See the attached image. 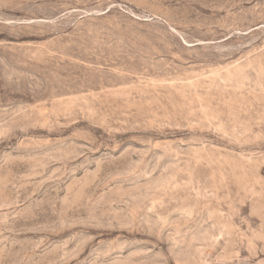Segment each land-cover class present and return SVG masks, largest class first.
Masks as SVG:
<instances>
[{"label":"rangeland","instance_id":"374dc122","mask_svg":"<svg viewBox=\"0 0 264 264\" xmlns=\"http://www.w3.org/2000/svg\"><path fill=\"white\" fill-rule=\"evenodd\" d=\"M0 264H264V0H0Z\"/></svg>","mask_w":264,"mask_h":264}]
</instances>
